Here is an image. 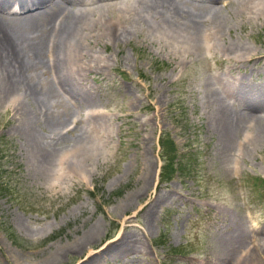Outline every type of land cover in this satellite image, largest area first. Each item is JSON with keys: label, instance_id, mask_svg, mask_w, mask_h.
I'll list each match as a JSON object with an SVG mask.
<instances>
[{"label": "rangeland", "instance_id": "rangeland-1", "mask_svg": "<svg viewBox=\"0 0 264 264\" xmlns=\"http://www.w3.org/2000/svg\"><path fill=\"white\" fill-rule=\"evenodd\" d=\"M255 2L248 12L222 9L225 41L246 43L249 61L226 60L206 44L202 49L203 42L198 55L178 53L137 16L114 39L100 19L98 28L80 30L76 49L68 45L72 57L60 59L79 70L76 98L58 91L40 109L30 95L0 94V264H210L225 225L264 229V138L252 142L251 132H236L223 154L198 98L208 73L260 82L264 1ZM43 68L48 87L51 72ZM23 113L33 114V133L50 144L44 171L35 170L28 143L15 131ZM58 120L52 132L49 123ZM81 143L94 155L79 168ZM119 235L137 252L91 260ZM55 251L59 259L43 262ZM258 254L251 264H264V250Z\"/></svg>", "mask_w": 264, "mask_h": 264}, {"label": "bare ground", "instance_id": "bare-ground-1", "mask_svg": "<svg viewBox=\"0 0 264 264\" xmlns=\"http://www.w3.org/2000/svg\"><path fill=\"white\" fill-rule=\"evenodd\" d=\"M195 1L98 0L91 6L85 7L79 5L83 0H0V94L3 95L0 96L30 95L39 104L40 109L45 108L53 96L57 98L58 91L76 98L79 93L76 89L80 81L79 70L72 67L69 70L63 62V64L60 63V59L61 56L65 59L64 53L68 51L69 44H71L70 47L74 46V49L78 47L75 43L78 38L75 37L82 32L80 30L83 28L85 30V26L89 24L97 27L100 19L105 25L102 29L104 34H108L107 36L111 38L116 37L120 30L125 29V21H128L131 16H137L147 24L150 31L169 40L166 41L171 42V46L176 48L178 53L197 54L203 42L202 49L206 44L226 54V60L229 58L251 60L254 55L248 54L246 43L225 41L223 28L228 25V22L225 15H222V9L232 6L238 11L248 12L253 9L254 2L260 0H197L200 3H195ZM93 14H96V17L91 18ZM205 41L207 42L204 43ZM205 47L204 49H209ZM44 50L45 60H43ZM49 50L51 53L48 55ZM75 62L73 61L74 64ZM43 64L45 66L43 69L51 72L47 76L52 86L44 87L48 82L40 78ZM81 67L78 66V69ZM31 71L34 72L33 76L29 74ZM259 71L262 72L261 68ZM223 74L208 73L200 79L198 98L208 114L210 126L221 137L222 153L225 154L236 132L240 133L244 130L251 132L252 136L254 135L252 142H259L264 138V73L260 82L255 84H248L247 81L245 83L241 78L236 79L233 76L224 78ZM24 113L15 131L20 133L28 143L30 152L33 154L34 162H32L35 170L44 171L49 166V159H52L50 144L47 140L44 142L43 139L39 140L33 133V125H31V123L34 124L33 114H30V121L29 118L25 119ZM59 123H61L59 120L49 123L52 132L58 130ZM77 147L79 151L75 154L74 160H77V166L81 168L83 164H88L93 159L94 154L88 153L92 148L83 146V143ZM156 200L154 199L149 207L156 204ZM224 228L227 231L217 238L218 250L213 255L210 264H251L255 262L253 255L258 256L260 249L264 250V229L255 231L243 222L234 224L232 227L225 225ZM91 236L92 231L86 233L84 237L86 243L90 241ZM124 241H127L126 235H119L108 241L99 248L96 256L91 260L105 256L114 258L122 253L127 254L128 251L129 253L137 252L133 246ZM78 247L75 246V249ZM57 258L59 259V252L55 251L43 262H52ZM91 260L87 259V262ZM256 264H259L258 261Z\"/></svg>", "mask_w": 264, "mask_h": 264}, {"label": "trees", "instance_id": "trees-1", "mask_svg": "<svg viewBox=\"0 0 264 264\" xmlns=\"http://www.w3.org/2000/svg\"><path fill=\"white\" fill-rule=\"evenodd\" d=\"M1 189H4V188H1Z\"/></svg>", "mask_w": 264, "mask_h": 264}]
</instances>
